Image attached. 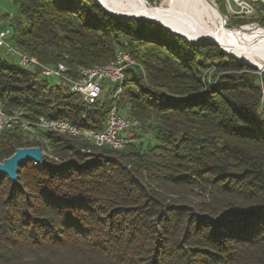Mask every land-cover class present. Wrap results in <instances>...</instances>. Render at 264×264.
<instances>
[{
    "label": "trees",
    "instance_id": "trees-1",
    "mask_svg": "<svg viewBox=\"0 0 264 264\" xmlns=\"http://www.w3.org/2000/svg\"><path fill=\"white\" fill-rule=\"evenodd\" d=\"M12 1L11 43L43 64L76 74L126 49L134 63L118 106L138 125L122 132L119 150L52 131L40 132L43 141L16 126L0 132V160L20 146L50 154L19 165L18 183L0 174V264H264L256 69L95 0ZM0 104L95 131L111 106H88L38 67L1 55Z\"/></svg>",
    "mask_w": 264,
    "mask_h": 264
},
{
    "label": "built area",
    "instance_id": "built-area-1",
    "mask_svg": "<svg viewBox=\"0 0 264 264\" xmlns=\"http://www.w3.org/2000/svg\"><path fill=\"white\" fill-rule=\"evenodd\" d=\"M223 7L231 17L250 19L253 17L264 18V0H222ZM225 17H227L225 15ZM9 20L12 18L9 16ZM255 25V24H253ZM11 29H0V47L10 55H17L18 64L40 69L42 77H49L52 83L62 84V86L72 87L79 90L81 99L88 106L104 103V97L117 99V90L122 89L124 80V70L132 65V57L126 49L117 50V64L107 67L104 70H91L87 67H80L76 74L69 72L64 64L46 65L41 63L35 56L17 48L11 43ZM13 34V33H12ZM261 100L264 99V83L261 84ZM18 127L30 140L43 141L41 131H56L59 133V126L71 127V122L61 120L58 117L38 116L30 119L24 116L22 110L14 113H7L0 104V132ZM134 127L131 124V117L127 116L120 109L110 110L104 124V128L95 131L88 128H72L77 132V137L85 139H96L97 142L121 143V149L128 139L122 132Z\"/></svg>",
    "mask_w": 264,
    "mask_h": 264
},
{
    "label": "bare ground",
    "instance_id": "bare-ground-1",
    "mask_svg": "<svg viewBox=\"0 0 264 264\" xmlns=\"http://www.w3.org/2000/svg\"><path fill=\"white\" fill-rule=\"evenodd\" d=\"M98 1L102 3L106 9L115 14H135L153 19L165 27H168L170 30L180 33L192 40H197L198 38L216 40L228 53L264 70V62L253 59V57L257 55H260L261 58L264 59L262 54L264 50V28L258 25H247L238 29H225L220 25L219 20H215L213 17V15L218 16L217 13L210 9L202 0H161L160 6L156 8L147 6L144 0ZM133 63L134 61L132 59V64ZM115 64H117V53L110 62L88 66L87 69L104 70ZM19 65L27 67L21 64ZM68 88L72 92L79 94V90H74L72 87ZM121 95L122 89L117 90V99H120ZM106 98L107 97H104V102L111 103L112 109L120 108V106H118L120 103L118 100L113 101V97H111L110 100ZM131 124L132 126L138 125V120L131 117ZM71 127L85 128L72 123ZM71 127L59 126V134L77 138L76 130L71 129ZM55 132L56 131H52V133ZM87 140L92 141L97 146L106 145L113 149H121V143L97 142L96 139ZM47 155L50 156V154Z\"/></svg>",
    "mask_w": 264,
    "mask_h": 264
},
{
    "label": "water",
    "instance_id": "water-1",
    "mask_svg": "<svg viewBox=\"0 0 264 264\" xmlns=\"http://www.w3.org/2000/svg\"><path fill=\"white\" fill-rule=\"evenodd\" d=\"M96 2H98L99 4H101L104 9L110 13L113 16L119 17V18H130V17H135L141 20H147V21H151V22H155L157 24L162 25L161 23L150 19V18H146L143 16H138L135 14H115L111 11H109L108 9H106V7L100 3L98 0H95ZM210 9L214 10L219 18L221 19V23L223 26H225V21H226V17L225 14L219 9V7L217 6V4L213 1V0H202ZM163 27H165L164 25H162ZM242 27V26H241ZM166 29H168L170 32L174 33V34H178L180 36L186 37L184 35H181L180 33H176L172 30H170L168 27H165ZM188 38V37H186ZM190 42L192 43H197L200 41H208L211 43H215L217 44L226 54L233 56L234 58L238 59L237 57H235L234 55L228 53L221 45L218 41L210 39V38H198L197 40H192L190 38H188ZM242 62L247 63L248 65L258 68L255 65H252L251 63L242 60V59H238ZM260 69V68H259ZM47 156V154L43 151V149L39 146V145H32V146H20V147H15L13 150V153L8 156L5 157L3 159L0 160V174L2 175H7L8 178L12 181V183H18V170H19V165L25 163L26 161H33L35 164H41L43 159Z\"/></svg>",
    "mask_w": 264,
    "mask_h": 264
},
{
    "label": "rangeland",
    "instance_id": "rangeland-1",
    "mask_svg": "<svg viewBox=\"0 0 264 264\" xmlns=\"http://www.w3.org/2000/svg\"><path fill=\"white\" fill-rule=\"evenodd\" d=\"M147 6H151V7H159L161 0H144ZM217 6H219L222 9V12L227 16L226 17V21H225V26L222 25L221 23V19L219 18V16H214L215 20H219L220 25L225 28V29H238L241 26H247V25H258L260 27L264 28V18L258 16V17H253L250 19H246L244 18L246 21L242 24H238L237 23V17H231L230 15H227L224 7H223V1L222 0H213ZM18 14V9L17 7L14 5L12 0H0V29H5V28H10L11 31H13V27H12V21L9 20V16L11 18L15 17ZM218 15V14H217ZM168 30V29H167ZM13 32H11L12 35ZM178 35V34H177ZM186 38V37H185ZM187 40H189L188 38H186ZM254 44V43H251ZM259 54V53H258ZM263 56H264V50L262 52ZM0 55L3 57L8 58V60L11 63H17L18 61V57L17 55H10L9 53H6L4 51V49H2L0 47ZM260 57V58H259ZM254 60L256 61H260V62H264V59L261 58L260 55H257L255 57H253ZM255 68V67H253ZM256 69V73L257 75H259L260 78V85L264 83V70L263 69H259V68H255ZM203 74L206 76L208 81H213L215 80V78L218 76L217 73H215V71L213 69H206L204 70ZM45 77V76H44ZM47 78L49 81L52 82V80L49 77H45ZM111 97H107V100H110ZM261 110L264 111V99L261 100Z\"/></svg>",
    "mask_w": 264,
    "mask_h": 264
}]
</instances>
